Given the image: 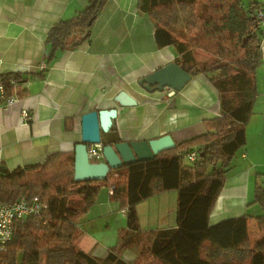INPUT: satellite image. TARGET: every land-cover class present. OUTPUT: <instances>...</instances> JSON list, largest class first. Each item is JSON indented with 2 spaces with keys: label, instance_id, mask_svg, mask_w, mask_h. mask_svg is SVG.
Wrapping results in <instances>:
<instances>
[{
  "label": "trees",
  "instance_id": "obj_1",
  "mask_svg": "<svg viewBox=\"0 0 264 264\" xmlns=\"http://www.w3.org/2000/svg\"><path fill=\"white\" fill-rule=\"evenodd\" d=\"M108 1L86 0L75 16L50 27L44 42L46 67L90 38L91 26ZM261 7L254 2L245 6L241 0H138L137 8L154 26L157 47H172L183 70L207 80L217 94L220 116L204 120L202 134L152 160L109 170L100 181L73 180V152L50 154L35 166L0 168V204L22 196H40L47 203L40 218L14 222L0 264H130L120 251L133 244L159 264H264V213L209 224L231 161L245 145V126L253 112L264 33L256 18ZM46 72L0 74L5 99L14 89L10 79H44ZM15 89L17 98L26 96ZM100 138L103 146L119 141L112 128ZM193 151L198 157L190 162ZM104 186L113 187L110 201L125 209L127 228L119 232L117 247L97 258L77 246L82 234L77 222ZM172 190L177 192L175 227L141 233L137 205ZM254 193V203L264 208V188L256 185ZM144 236L147 245L141 244Z\"/></svg>",
  "mask_w": 264,
  "mask_h": 264
},
{
  "label": "crops",
  "instance_id": "obj_2",
  "mask_svg": "<svg viewBox=\"0 0 264 264\" xmlns=\"http://www.w3.org/2000/svg\"><path fill=\"white\" fill-rule=\"evenodd\" d=\"M137 2L109 0L92 24L87 41L59 54L46 67L44 79L19 83L17 87L26 92L25 97L0 106V168L12 171L35 166L50 154L73 152L80 142L81 116L92 110L116 108L111 128L119 141L127 142L149 141L168 134L175 144L180 143L202 134L204 120L220 116L217 94L203 76L192 77L171 96L167 89L139 93V79L175 62L177 55L172 47H157L154 26L137 8ZM85 5L86 0H0V74L19 73L25 77L40 73L43 69L39 66L46 64L44 42L48 30L56 22L75 16ZM259 5L264 11V4ZM259 49L261 64L256 72L253 112L245 126V145L231 161L209 216L210 225L264 213V208L254 203L256 185L264 188V33ZM121 90L136 104L115 103L113 97ZM176 195L172 190L146 199L157 200L154 204L159 206L162 229L175 227ZM170 196L171 218H165V198ZM138 218L140 222L139 213ZM77 223L82 232L77 246L97 258L115 249L119 232L127 228L125 209L110 201L105 186ZM139 246L123 248L122 259L133 263Z\"/></svg>",
  "mask_w": 264,
  "mask_h": 264
},
{
  "label": "water",
  "instance_id": "obj_3",
  "mask_svg": "<svg viewBox=\"0 0 264 264\" xmlns=\"http://www.w3.org/2000/svg\"><path fill=\"white\" fill-rule=\"evenodd\" d=\"M90 24L91 21L88 22V25ZM73 45H76V42ZM191 78L192 76L187 71L172 61L142 77L138 83L149 93L163 91L165 88L178 92L190 82ZM113 100L121 106L136 104L135 99L124 90L119 91ZM116 115V108H110L92 110L81 116L80 142L75 144L73 148L74 181L104 180L109 170L136 162L152 160L158 153L175 146V142L168 134L149 141H118L104 145L101 152L102 160L91 162L88 157V147L101 143V132L108 133L110 131ZM214 132L212 131V133Z\"/></svg>",
  "mask_w": 264,
  "mask_h": 264
},
{
  "label": "built area",
  "instance_id": "obj_4",
  "mask_svg": "<svg viewBox=\"0 0 264 264\" xmlns=\"http://www.w3.org/2000/svg\"><path fill=\"white\" fill-rule=\"evenodd\" d=\"M256 18L258 20L259 26L262 30H264V11L259 10L256 14ZM40 69H45L46 64L42 63ZM10 84L13 89V93L9 98L5 99L4 96V84L0 80V106H8L12 104L16 99L15 88L19 85L14 79H10ZM168 90L167 95L171 96L174 91L169 88H165ZM3 103V104H1ZM23 115L26 117L25 111H23ZM103 145L93 144L88 147V157L90 160L92 159H102ZM198 157V153L193 151L189 154L188 160L190 162H194ZM109 195H112L113 187H109L108 189ZM47 209V203L40 196H33L31 198L20 197L17 200L0 204V251L4 250L7 244L11 241L14 234V222L17 220H25L28 217H38L40 218L45 210Z\"/></svg>",
  "mask_w": 264,
  "mask_h": 264
},
{
  "label": "rangeland",
  "instance_id": "obj_5",
  "mask_svg": "<svg viewBox=\"0 0 264 264\" xmlns=\"http://www.w3.org/2000/svg\"><path fill=\"white\" fill-rule=\"evenodd\" d=\"M250 0H241V2L245 5L248 6L250 4L249 2ZM258 2L260 4H264V0H258ZM139 93L146 95V90H144L142 87L139 90ZM157 201V200H156ZM155 200H146V202L142 203L138 208L136 207V209H138V213H139V217H140V225L141 228L147 233H149L150 231H154V230H159L160 228L162 229V227H159L160 224H163L159 221V206H157ZM173 203V199L172 197H167L165 198V206L164 209H166V211L164 212L165 214V218L166 216H168L169 218H171L169 216V208H171L170 206H172ZM176 204V201H175ZM163 213V212H161ZM175 213H176V206H175ZM154 214L156 215V218L153 219L152 215L154 217ZM158 214V216H157ZM176 215V214H175ZM165 220V219H164ZM168 220V218H167ZM166 221V220H165ZM146 234V233H144ZM147 236H144L143 240H142V245H147ZM144 243V244H143ZM139 255L137 256V259L135 260L136 264H159L158 262H154L151 258L150 255H148L144 250H142V246H139Z\"/></svg>",
  "mask_w": 264,
  "mask_h": 264
}]
</instances>
